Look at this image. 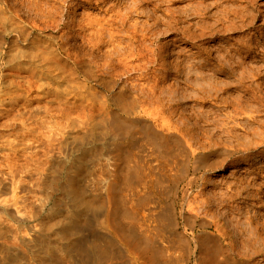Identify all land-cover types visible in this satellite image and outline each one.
<instances>
[{"label": "rangeland", "instance_id": "1", "mask_svg": "<svg viewBox=\"0 0 264 264\" xmlns=\"http://www.w3.org/2000/svg\"><path fill=\"white\" fill-rule=\"evenodd\" d=\"M4 1H5V4H3ZM9 1L10 0L8 1L0 0V17L1 15L6 16L8 15V13H9L8 16L10 17L13 16L14 15L13 12H15L14 8L15 7L19 8L20 6L19 9H22L21 16L23 15V17L25 18L24 11L26 8H24L25 6H23L25 4H22V3L26 0H22V1L16 0L15 7H14V0L10 1V3L12 2L13 4L12 3L10 4ZM29 1L30 0H27L26 6ZM38 1H41L42 3L41 2L40 3L44 6V8L52 10L53 13L57 11L55 13V16L57 14L56 18L58 21L62 19V14L65 13L63 12L64 8L70 10L71 12L70 15L73 17V20L76 23L74 24L73 29L70 31L71 33L70 37L66 39V40H69L66 42V44H68L69 47L73 48L71 52L73 57L75 55V50H76V54H78L79 57H82L81 65H83L85 62L87 63V65L85 63L83 66L81 65L74 66L72 59L71 60L70 58L67 59L66 58L67 56L65 53L62 52L61 54H59V56L61 57V60L66 66L65 69H67L66 70L67 74L70 71H72V74L71 75L69 74V77H67V80L60 83L59 85L58 95L61 97V99H55V98L48 99L46 97H40L39 92L42 88H38L37 86L33 87L31 91L25 90L27 89L26 88L27 86L24 84L25 82L23 81V79L27 76L28 71L19 70L16 68V65H13L11 62L8 63L7 54L10 49L9 42H11L13 37L11 36V34H8L7 28H9L10 25L7 22H5L4 24L3 19L0 18V29H1L0 30V44H1L0 45V61H1L0 62V79H1L0 80V149H1L0 150V197H1L0 198V202H1L0 203V208H1L0 209V222L2 223L4 222L3 224L0 223V226H2L0 227V240H1L0 241V255H2L0 256V264H31V263L32 264H96V261H97V264L99 263L100 264H117V263L118 264H122V263L123 264H145L146 263V261L139 256V251L129 250L127 246L125 245V243L123 242V240H120L121 238L120 236H117L115 238L114 240L115 242L113 244L106 246L105 250H103L102 253L101 251L99 255H97L98 254L97 252L95 253L99 258L95 254L93 255L89 254L87 251H86L87 254L91 256L92 259L88 257L86 252H84L86 255L83 252L82 254H79L80 251L76 250L77 248L76 249L74 248L75 249V250L73 249L74 251H70L69 255H66L68 254L66 253L67 251L65 249L66 240L64 238L62 240L61 238L62 236L59 233L61 223L58 224L57 222L59 221L62 222L63 220H65V218L61 216L66 215L65 211L67 209L68 210L66 213L68 215H69L68 212L74 209L75 202L73 199V195L65 194L61 192L59 188H57L56 186L55 188L50 183L48 184L47 182L46 184L40 183V179H39L40 175L37 173V171L34 168L36 166V163H37L36 160L38 159V156L41 157L40 159L41 160L40 164H41V162H43L44 159H46L48 156L54 157L55 155L56 157L57 155H59L57 157H61V156L66 157L67 154H70L69 156L70 161L67 162V165L70 163V166L68 165L66 169L68 167H69L68 168L69 170L74 169V168L70 169L72 168L71 165L74 163H77L73 161L77 160L81 152L80 151L77 152L72 149L73 143H71V140H72L71 138L72 136H74L75 134L74 132H76V135L81 136L82 134L78 133V132H81L80 131L81 129H82V133H84L83 131L88 130V126L87 127L83 126V124L87 122V119L86 117H84V115L88 113L87 110L90 109L89 107H91V104L95 106L93 107V110L96 115V118L94 115L93 117L94 119L92 121H94V123L96 121L99 123L100 126L98 127L97 131L99 134L98 136H100L102 139L98 140L97 144L96 142L94 144H91V143L88 144L89 150H86L87 152L86 154L89 155V157L86 156L84 160L83 159H81L82 161L80 160L81 164H79V168H82V172H83V177H82L83 186L82 187L84 190L87 189L89 191L88 192L87 190H85V192L87 191L88 193L86 192L87 195H85L84 197L88 196L85 199H90L92 195L95 196V193H96V195L98 194L99 196L104 197L105 203L108 208L110 207V205L113 206L114 204H117V206H119L121 209L120 211L122 212L125 209H128V211H130L131 209L135 214L133 218H129V217L125 218L124 215L120 213V217H118V219L120 218L119 223L120 224L121 223L130 224L131 222L132 224L133 222L134 224L136 223L135 228L133 227V230L137 231L139 235L141 233V235H143L144 238H146L147 236H150L151 238H153V240L152 239L150 240L153 241L154 245L156 244L158 245L156 241L159 239V243L163 244V246H166V247L159 246L161 249L164 248L162 249V254H161L162 256L160 260L162 262V263L160 262L161 264H169V263L175 264V262H173L172 258L170 257V254L174 252L175 248L176 250L178 249L179 246L177 247V245L179 244H178L177 239H175L176 237L170 236L169 234L167 235L165 234L164 235L165 238L160 237L162 233L158 226V222L153 223L151 220L153 217L155 218L154 215H157L159 212H161L163 208L170 207L172 206V204H173L172 207H174L175 213L177 215V223H178L177 229H179V231H186L185 228H187L191 239L195 238L197 240V242L193 240L190 245L191 252L189 255V259L185 258L186 260L184 259L178 262V264H199L198 259H199L200 254H199L198 246L202 245L201 237H203L204 232L207 230L200 227V221H196L193 224L194 225L193 228H190L188 227V225H186V221L184 219V214L186 213V206H185L186 204L183 205L185 203L184 201L186 198L189 199V201L196 202L195 208L196 210H198L197 212L200 213L202 217L204 215L203 214L204 212L203 208L205 207L204 204L206 205L205 200L209 198L210 204L213 205L212 207V210L214 209L213 211H220L224 213L225 211H228L229 207L230 208L241 207L242 208L241 211L246 212L247 216L248 215L255 216V217L259 216L260 220L261 219L264 220V191H263V188H264V178H263L264 158L261 159L260 161L246 160V159L239 160L245 154L243 152L230 156L229 159L231 158L233 159L228 160V161H227V158L224 159L225 155H223L222 158L221 156L220 157L212 156V158L211 156H209V159L206 160L205 164L208 165V164L213 163L214 165L211 164V166L203 165L201 167H198V165L195 164L196 158L191 156V158H189V166L186 169L185 163L187 162L186 159H188V157L184 155L183 152H181V149H182L181 147H179L180 149L174 148L175 150H173V153L171 154V156H169L170 158L168 157L167 161H165L166 159L162 156L160 150H158L156 145L151 143V140L149 141L147 140L148 138H143V136H140V134L138 133L137 137L140 139V141L141 140L142 141L140 142L138 140V143L136 145H133L132 150H130L131 148H129L125 152V153L127 152L128 153L126 155L125 154L122 155L124 156L125 158L124 159L122 156L119 157L118 155L117 157L116 155V153L118 154L116 142L117 140L118 141L120 140L119 138L120 135L118 132L116 134L114 126H112V120L114 116L112 112L115 111L116 113H119L123 118H126V117L130 119L143 118L149 121L155 130H158L164 134L176 133L182 136L183 134L182 127H189L191 129H195V134L199 133L200 136L203 135V133L204 135L205 134L208 135L210 132H212L213 134H215L216 139H219V141H221L222 143H225L229 146H234V148L236 147L239 148L238 146H240V148L242 149L247 148L246 152L248 153H246V156H249V157L257 154L258 150L259 151L264 150V140H263L264 136H262L264 135V72H263L264 71V54L262 53V49L264 51V28H262L264 26V0H106V2L102 4L98 3L99 0H38ZM133 1H135L136 3ZM29 3L32 4V0ZM113 4L116 5L118 9L120 8L121 12L123 13L122 16L123 17L125 16V21H124L125 23L122 25V23H120L121 22L120 20H117L115 22L116 24L114 23L117 36L115 37V40L113 42H115V44H117V47L119 48H117L118 49L116 51L117 53L115 52L116 54H115L113 63H111V65L106 68H99L100 66H98L96 62H101L102 60L106 58V57L104 58L103 56L104 55L106 56L105 52L109 44L107 45L104 44L105 46H103L100 50L99 49L95 50V49H92L91 47L90 48L92 50L89 49L88 47L89 45L88 44L85 45L86 43L83 41L82 36L87 34L89 32L88 30L93 29V27H86L85 28V30L87 31L86 33L84 30L80 31L78 28L81 27L82 25L87 24L90 20L92 21L96 19L107 20V18L110 17L108 15L111 14L109 13V11H107V7ZM124 7L128 9V11L124 9ZM130 7H131V10H130ZM9 8L12 14L10 13V11H8ZM132 10H134V12ZM88 14L90 15V17ZM27 15L28 13H26V16ZM103 20H100V21H102V23H105ZM208 22L209 24H207ZM119 23L121 26L119 25ZM229 24L231 25L233 24L232 26L235 28H231L232 26ZM150 25H153V26H150ZM135 26L138 27V28L136 27L138 31L141 30L139 31L141 33L138 32L141 38L140 37L136 38L138 34H136L135 37L133 36V34L130 35L131 32L129 31H132L133 33L132 28H134ZM214 26L215 27L217 26V27L215 28ZM227 28H231V29H227ZM67 30L69 29L66 28L64 32H68ZM221 30L223 31L221 32ZM62 32L63 31H60L59 33H57V31L54 28H51V30L48 31L47 35L42 34L43 36H47V38H43L42 40L50 41V39H52L53 36L59 35ZM207 32L211 34L209 35ZM82 33H85V34L83 35ZM195 33L196 34L199 33L201 35H196ZM1 35H2V40H1ZM35 35L39 36L40 34L36 33ZM43 36L40 35L39 38H42ZM147 36L148 38H146ZM105 38L107 39V41L109 40L108 35H105ZM144 39L147 42L145 41L143 42ZM139 41L140 42L142 41V42L140 43ZM4 43L6 44V46L4 45ZM128 43H130L131 45L133 44L132 45L133 47H130V44L128 45ZM144 45H148L146 47L151 50L147 49ZM161 45L162 46L164 45V46L162 47ZM141 46H142V50H144L145 48L147 49V50L145 49L144 51L141 50V52H143L144 53L143 55L145 56L134 55L133 53L141 49ZM54 47L56 46L54 45ZM225 47L227 48V50ZM126 49L128 51H126ZM134 49L136 51H134ZM3 51L5 52L3 53ZM97 53L98 55H96ZM119 53H120V56H118ZM207 53H209L210 56L212 55L211 57L212 58L214 57L213 59H215V57L216 59L208 61L206 59ZM1 54H3V60H2ZM122 54H125V56H127L128 59L124 60V63L121 64L119 62V59ZM219 54L220 56L223 57V59L222 57L218 58ZM153 55L154 57H152ZM125 56L123 55L122 57H125ZM149 57L150 58L152 57V59H150ZM141 58L142 59L144 58V61L141 60ZM93 59L97 61H94ZM139 59L142 62H139ZM147 59H149V61ZM218 59H222L223 62H227L225 66H227L228 64L230 65L232 64L231 65L232 68L236 69V71L238 70L235 73V75L231 77L226 76L227 74H226V71L224 70H227L228 72L229 70L228 68H231V67L230 65H228V67H225L224 70L220 69V67L217 65L219 63ZM67 60L68 62H64ZM132 60L134 63L137 62V65L136 64L134 65ZM145 60H147L148 62ZM92 61H93V64H91ZM209 62L214 63V65L218 67L212 68V66H209V64H207ZM72 65H73V68H71ZM76 68L78 69V71ZM110 68L112 69L109 70ZM119 69H121V71ZM242 71L244 72V75L246 74L245 77L242 76L243 75ZM74 72H76V74ZM238 72H239V75H238ZM92 73H93V76H92ZM19 74H21L22 76ZM70 81L72 84H70ZM73 84L75 85L76 87L75 89H77L79 93H83L86 90L91 91L92 89H96L97 92L98 91L99 92L96 94L94 98H92V101L90 99L89 101H85L88 104L85 103L84 101H81L83 100V98L80 96L81 100L79 104L82 105V107L78 104V109L82 111L83 110L82 108L86 106V108L83 110L84 115L82 114L83 112H80L79 110L76 111V109H73L71 112L72 114L71 116L76 121L75 123L76 125L70 127L64 124L65 119L59 114V109L62 107H65L62 101L64 100L66 93H68L67 91L69 89L70 90L72 89L71 85L74 86ZM138 84H140V86ZM211 88L212 89L214 88L216 92L214 89L212 90ZM26 93H29V94H26ZM204 96H206L207 98H205ZM34 105H35V108L33 107ZM17 106L18 107L21 106V107L18 108ZM45 106H47L50 109V111L52 110V112L53 111L54 112L53 113L50 112L47 114L43 110L45 109L43 108ZM101 106H104V107H101ZM33 111H35V113ZM76 112L78 113L76 114ZM36 113L37 115H35ZM50 114H52L53 116ZM55 115L58 116L57 118L59 121L56 119V117H54ZM218 116L219 117L221 116V117L219 118ZM80 117H83V118H80ZM78 118L80 119L81 122L79 121ZM56 120L59 123L56 122ZM82 120H85V121H82ZM101 120L103 121L105 120V122L103 123ZM49 122H51L50 124L52 123L54 124L50 125ZM81 125L83 126V128L80 127ZM51 126L53 129L51 128ZM60 126H63V127H60ZM42 127L44 129H42ZM54 127L58 129H54ZM198 127L199 129L200 127L202 129L199 130ZM62 128L64 131L62 130ZM221 128H225V129H221ZM222 130H224V132ZM44 134L46 135L45 137H44ZM117 135H119V137H117ZM4 136H5V139H4ZM229 137L231 138V140L229 139L228 141ZM64 140L68 143H66ZM257 141H259L260 144H257ZM240 142L242 144H240ZM244 143H246V145H244ZM63 144H65L66 146ZM247 145H249V147H245ZM37 152H38V155L36 156L37 157L36 159L34 157V154L36 155ZM10 154H13V155L10 156ZM45 154H47V156H45ZM24 157L27 160L23 159ZM13 158L16 159V161L14 160L12 164L11 161H13ZM34 158H35L36 163L33 161ZM119 158L121 160H119ZM141 158L142 160H140ZM234 158L235 159L237 158V161L232 163V160H234ZM17 159L19 161H17ZM21 162L24 163L23 168H22L23 164ZM26 162H28L29 164H27ZM115 162L117 163L115 164ZM162 162L164 164H162ZM129 163L131 165H129ZM133 163L135 165H133ZM10 165L11 167L12 166L13 167L10 168L9 167ZM257 167H261L262 172L259 173V170H256ZM25 168H28V169H25ZM69 170L68 172H63L62 175L59 176L60 182L62 181L61 184H64V183L67 184V179L69 175L68 173L70 172ZM12 171H13V174H12ZM114 172L116 173V175ZM114 175L116 179L118 180L117 185L115 186L114 190H109V182L111 179H113ZM129 175H132L131 183H128L127 180H125L126 176H129ZM4 183H7V184L3 185ZM49 184L50 186H52V188L48 186ZM248 184L254 189V191L251 192L252 195L249 199L244 198V196L247 195V193L244 192L242 198L239 197L236 199V201L229 202L227 206H221L220 204L218 206L219 202H218V199H216L217 197L231 193V189L235 190L237 186H239V188H242L243 186L248 187L249 186ZM130 187H132V189ZM141 189L143 190L141 191ZM9 191H12V192H9ZM41 193L42 194L44 193V194L42 195ZM64 195L67 198L64 197ZM108 195L110 196L109 199H108L109 197ZM2 199L4 202L2 201ZM55 202L56 204H54ZM62 209L63 210L66 209V210L63 211ZM59 211L60 213L61 212L62 213L59 214ZM88 213L87 215H84L85 216L84 220L81 219L82 221L81 226L83 227L81 229L80 236L87 237L86 235H88L86 239L89 240V247L91 248V250H93V247H95V244L97 243V240L95 237L96 233L99 236L102 235L101 243L103 242L102 244H104V241H103L104 236H108V237L110 236L111 238L113 236V232H111L113 228L112 227L113 224L111 221H109L110 223L108 222V219L105 218V215H101V216L95 215L91 211ZM13 214L15 217L13 216ZM91 214L94 216H92ZM148 218L153 225L151 229L153 234L151 233V231L147 230L146 225L143 223V221L147 220ZM89 219L90 220L92 219V221H90ZM88 220H89V224H88ZM244 220H246V218L240 219V223L243 222ZM49 221L50 222L54 221L53 223L51 222L52 224H54V226L51 224V228L49 226L50 225ZM234 222H236V219H234ZM47 224H48V227H47ZM45 228L49 229V231L46 230ZM43 231L45 233H47L48 231L47 234L51 233L52 235L50 234L46 236V234ZM50 231H53V232H50ZM41 232L43 233L44 236L42 235ZM40 235L42 238L40 237ZM49 236L52 238L47 240ZM43 237L47 240V242L43 240L44 239ZM60 238H61V241H60ZM94 241L96 242L93 243ZM43 243H45V245ZM50 244L52 245V247H54V249H52ZM93 244L94 246H92ZM46 245L48 246L50 245L49 246L50 249ZM171 245L173 246L171 247ZM57 246H58V249H56ZM60 246L63 247L62 250L64 251V253H62L63 251L60 249L61 248ZM45 248H47L48 251H45L46 250ZM47 252H50V253H47ZM57 252H58V255H57L58 257H56ZM134 252L136 253L134 254ZM45 253L48 256H45L46 255ZM107 253H108V256H107ZM64 254L66 257L63 256ZM100 257H104V258L101 259ZM258 259H261V257ZM41 261L43 262L45 261V262L42 263ZM102 261H104V263ZM261 263L263 264L264 261H261Z\"/></svg>", "mask_w": 264, "mask_h": 264}, {"label": "bare ground", "instance_id": "2", "mask_svg": "<svg viewBox=\"0 0 264 264\" xmlns=\"http://www.w3.org/2000/svg\"><path fill=\"white\" fill-rule=\"evenodd\" d=\"M8 1V0H7ZM11 1V0H10ZM9 1V3H10ZM13 1V0H12ZM15 1L14 0V7H15ZM22 1V0H20ZM31 1V0H30ZM29 1V2H30ZM25 2V3H24ZM22 4H25L23 6H25L24 8L25 9V18L23 17V15L21 16V11L22 9H19L17 7H15V12L13 16H2L1 15V19H3L4 21V24L5 22H7L10 26L9 28H7L8 30V34H11V36L13 37V39L11 40V42H9L10 44V49H9V52H8V63H12L13 65H16V68L19 69V70H26L28 71V74L27 76L23 79V81L25 82L24 84L27 86L25 90H30L33 88V87H38V88H42L39 92V95L40 97H46L48 99H61V97L58 95L59 94V85L60 83L64 82L67 80V77H69V74L71 75L72 74V71H70L68 74H67V69L65 64L63 63V61L61 60V57L59 56V54H61L62 52L66 54V58L70 60L72 59V62L74 64V66H78V65H81L82 63V60L81 58L82 57H79L78 54H76V50H75V55L73 57L72 55V49L71 47H69L68 44H66L67 41L69 40H66L70 37V31L73 29L74 27V24L76 23L74 20H73V17L70 15V10L69 9H65L64 8V11L65 13L62 14V19L60 21L57 20L56 16H55V13L52 12V10L50 9H46L44 8V6L41 4L42 2L41 1H38V0H32V4H30L28 2L27 6H26V3H27V0L24 1ZM41 2V3H40ZM46 2V1H44ZM106 0H99L98 3L102 4V3H105ZM135 2V1H133ZM132 2V3H133ZM12 3V2H11ZM10 3V4H11ZM18 3V2H16ZM51 3V2H50ZM112 3V2H110ZM136 3V2H135ZM134 3V5H135ZM5 4V1L4 3ZM13 4V3H12ZM30 4V5H29ZM76 4V3H75ZM9 5V4H8ZM45 5V3H44ZM47 5V4H46ZM106 5V4H105ZM132 5V4H131ZM51 6V5H50ZM69 6V4H68ZM95 6V5H94ZM3 7V6H2ZM7 7V6H6ZM49 7V6H48ZM105 7V6H104ZM133 7V6H132ZM2 9V8H1ZM13 9V11H14ZM28 9V11H27ZM55 9V8H54ZM102 9V8H101ZM124 9H126L124 7ZM4 10V9H3ZM6 10V9H5ZM128 11V9H126ZM130 10H131V7H130ZM129 10V11H130ZM235 10V9H234ZM7 11V10H6ZM10 11V8L9 10ZM107 11H109V13H111L109 18H107V20H103V19H100V20H103L105 23H102V21L96 19V20H93L95 22H93L92 20H90L87 24L85 25H82L81 23V27H79L78 29L80 31H85V33L87 32L85 30L86 27H93V29L91 30H88L89 32L87 34L85 33H82L84 36H82V39L83 41L86 43L85 45H89V49H101L103 46H105L104 44H109V46H107L106 48V56L102 55L105 59L102 60L101 62H96V64L98 66H100L99 68H106L108 66L111 65V63H113L114 61V58H115V54L117 53L116 51L118 50L117 48V44H115V42H113L115 40V37L117 36V32L115 30V27H114V23L117 21V20H120L122 23V25L125 23V16L123 17V13L121 12L120 8L118 9V7L116 5H110L107 7ZM134 12V10H132ZM226 12V11H225ZM10 13L12 14V12L10 11ZM26 13H28V15L26 16ZM108 13V14H109ZM125 13V12H124ZM129 13V12H128ZM4 14V13H3ZM127 14V13H126ZM130 14V13H129ZM229 14V12H228ZM241 14V13H240ZM249 14V13H248ZM89 15V14H88ZM102 15V14H101ZM128 15V14H127ZM244 15V14H243ZM100 16V15H99ZM107 16V15H105ZM90 17V15H89ZM101 17V16H100ZM239 17V16H238ZM251 17V16H250ZM104 18V17H103ZM59 19V18H58ZM127 19V17H126ZM222 19V18H220ZM82 20V19H81ZM89 20V19H88ZM246 20V19H245ZM127 21V20H126ZM134 21V19H133ZM223 21V20H222ZM237 22V21H236ZM3 23V22H2ZM1 23V24H2ZM119 23V25H120ZM158 23V22H157ZM215 23V21H214ZM239 23V22H238ZM246 23V22H245ZM249 23V22H248ZM247 23V24H248ZM95 24V25H94ZM116 24V23H115ZM145 24V23H143ZM147 24V23H146ZM209 24V22L207 23ZM211 24V23H210ZM236 24V23H235ZM242 24V23H241ZM126 25V24H125ZM216 25V23H215ZM224 25V24H223ZM231 25V24H229ZM233 25V24H232ZM231 25V26H232ZM238 25V24H237ZM95 26V28H94ZM121 26V25H120ZM150 26H153V25H150ZM155 26V25H154ZM236 26V25H235ZM242 26V25H241ZM3 27V26H1ZM137 26H135L133 29V33L132 31H129L131 32V34H133V36L135 37L136 34H138L139 31L141 30H137L136 28ZM215 27V26H214ZM217 27V26H216ZM215 27V28H216ZM222 27V26H221ZM220 27V28H221ZM227 27V26H226ZM225 27V28H226ZM239 27V26H238ZM245 27V26H244ZM51 28H54L57 33H59L60 31H63L61 34L59 35H56V36H53L52 39H50V41H46V40H42L43 38H47V36H43V35H47L48 31L51 30ZM67 30L68 32H64V30ZM144 28V27H143ZM157 28V27H156ZM231 28H235V27H231ZM231 28H227V29H231ZM264 28V26L262 27ZM130 29V28H129ZM224 29V28H223ZM1 30V29H0ZM158 30V29H157ZM208 30V29H207ZM214 30V29H213ZM216 30V29H215ZM225 30V29H224ZM144 31V30H143ZM220 31V30H219ZM217 31V32H219ZM223 30H221L222 32ZM6 32V31H5ZM45 32V33H44ZM145 32V31H144ZM158 32V31H157ZM202 32V31H201ZM204 32V30H203ZM216 32V31H215ZM220 32V33H221ZM40 34L41 36H43L42 38H39V36H36L35 34ZM79 33V32H78ZM126 33V32H125ZM128 33V32H127ZM141 33V32H139ZM146 33V32H145ZM208 33V32H207ZM43 34V35H42ZM144 34V33H143ZM148 34V33H147ZM196 34V33H195ZM209 35L211 33H208ZM213 34V33H212ZM105 35H108L109 36V40L107 41V39L105 38ZM142 35V34H140ZM196 35H201V34H196ZM120 36V35H119ZM123 36V35H122ZM129 36V35H128ZM190 36V35H189ZM194 36V35H193ZM204 36V35H202ZM207 36V35H206ZM107 37V36H106ZM127 37V35H126ZM125 37V38H126ZM139 38V34L138 36H136V38ZM200 37V36H199ZM10 38V37H9ZM121 38V37H120ZM141 38V37H140ZM148 38V36L146 37ZM194 38V37H193ZM11 39V38H10ZM118 39V38H117ZM203 39V38H202ZM1 40H2V35H1ZM4 40V39H3ZM119 40V39H118ZM117 40V41H118ZM141 40V39H139ZM149 40V39H148ZM145 41V39L143 40V42ZM256 41V40H255ZM71 42V41H70ZM136 42V41H135ZM140 42V41H139ZM142 42V41H141ZM140 42V43H141ZM147 42V41H145ZM7 43V41H6ZM75 44V43H74ZM130 43H128L129 45ZM1 45V44H0ZM4 45L6 46V44L4 43ZM54 45L56 47H54ZM122 45V44H120ZM133 45V44H132ZM131 44H130V47H133ZM200 45V44H199ZM4 46V47H5ZM8 46V45H7ZM135 46V45H134ZM145 47L148 46V45H144ZM162 46V45H161ZM164 46V45H163ZM162 46V47H163ZM91 47V48H90ZM143 47V48H145ZM219 47V46H218ZM2 48V47H1ZM121 48V47H120ZM124 48V47H123ZM127 48V47H126ZM135 48V47H134ZM147 48V47H146ZM145 48V49H146ZM226 48V47H225ZM6 49V48H5ZM78 49V48H77ZM80 49V48H79ZM91 49V50H92ZM144 49V50H145ZM149 49V48H147ZM146 49V50H147ZM209 49V48H208ZM220 49V48H219ZM222 49V48H221ZM253 49V48H252ZM84 50V49H83ZM133 50V48H132ZM142 50V46H141V49H139L137 52L133 53L134 55L136 56H145L143 55L144 53L141 52ZM142 50V51H144ZM151 50V49H149ZM161 50V49H160ZM227 50V48H226ZM121 51V50H120ZM119 51V52H120ZM126 51H128L126 49ZM134 51H136L134 49ZM230 51V50H229ZM233 51V50H232ZM5 51H3L4 53ZM74 52V51H73ZM81 52V51H80ZM102 52V51H101ZM116 52V53H115ZM131 52V51H130ZM213 52V51H212ZM223 52V51H222ZM83 53V51H82ZM103 53V52H102ZM101 53V54H102ZM126 53V52H125ZM161 53V52H159ZM251 53V52H250ZM262 53L264 54V51L262 49ZM6 54V53H5ZM74 54V53H73ZM100 54V53H99ZM192 54V53H191ZM190 54V55H191ZM200 54V53H199ZM2 55V60H3V54ZM98 55V53L96 54ZM125 56V54H122L120 59H119V62L122 64L124 63V60L128 59L127 56L125 57H122V56ZM148 55V54H146ZM207 56V60L208 61H211V60H215L213 59L209 53L206 54ZM88 56V54H87ZM117 56V55H116ZM120 56V53L119 55ZM133 56V55H132ZM131 56V57H132ZM234 56V55H233ZM250 56V55H249ZM84 57V56H83ZM147 57V56H146ZM154 57V55L152 56ZM152 57L150 59H152ZM219 57H222L218 56ZM244 57V56H243ZM5 58V57H4ZM102 58V57H101ZM145 58V57H144ZM144 58L141 60L144 61ZM203 58V57H202ZM226 58V57H225ZM91 59V58H90ZM131 59V58H130ZM154 59V58H153ZM158 59V58H157ZM187 59V58H186ZM223 59V57H222ZM222 59H218L219 63L217 64L220 69L224 70L225 67H228V64L227 66L226 63L227 62H223ZM228 59V58H227ZM226 59V60H227ZM235 59V58H234ZM237 59V58H236ZM85 60V58H84ZM94 60V59H93ZM149 61V59H147ZM145 60V61H147ZM229 60V59H228ZM94 61H97V60H94ZM118 61V60H117ZM131 61V60H130ZM135 61V60H134ZM147 61V62H148ZM152 61V60H150ZM202 61V60H201ZM230 61V60H229ZM1 62V61H0ZM4 62V61H3ZM64 62H68L67 61H64ZM85 62V61H84ZM127 62V61H126ZM125 62V64H126ZM133 62V60H132ZM131 62V63H132ZM139 62H142L140 61L139 59ZM207 62V61H206ZM237 62V61H236ZM6 63V64H8ZM86 63V62H85ZM84 63V64H85ZM129 63V62H128ZM134 63V62H133ZM132 63V64H133ZM231 63V62H230ZM238 63V62H237ZM68 64V63H67ZM83 64V65H84ZM93 64V61L92 63ZM124 64V65H125ZM130 64V63H129ZM137 65V62L134 63V65ZM140 64V63H139ZM138 64V65H139ZM145 64V63H143ZM148 64V63H147ZM157 64V63H156ZM205 64V63H204ZM209 64V66H212V68H215V67H218V66H215L214 63H207ZM247 64V63H246ZM81 65V66H83ZM87 65V63H86ZM232 65V64H231ZM230 65L231 68H228V72L227 70H224L226 71V76L228 77H231L233 75H235V73L238 71H236V69H233L232 66ZM251 65V64H250ZM89 66V65H88ZM87 66V67H88ZM140 66V65H139ZM142 66V65H141ZM198 66V65H197ZM234 66V65H233ZM252 66V65H251ZM261 66V65H259ZM3 67V66H2ZM15 67V66H14ZM90 67V66H89ZM126 67V66H125ZM128 67V66H127ZM204 67V66H203ZM237 67V66H236ZM263 67V66H262ZM73 68V65L72 67ZM83 68V67H82ZM80 68V69H82ZM92 68V67H91ZM113 68V67H112ZM112 68H110L109 70H111ZM145 68V67H144ZM209 68V67H208ZM253 68V67H252ZM260 68V67H258ZM257 68V69H258ZM77 69V68H76ZM86 69V68H85ZM84 69V70H85ZM89 69V68H88ZM201 69V68H200ZM207 69V68H206ZM9 70V69H8ZM87 70V69H86ZM102 70V69H101ZM121 71V69H119ZM242 70V69H241ZM2 71V70H1ZM18 71V70H17ZM78 71V69H77ZM90 71V70H88ZM87 71V72H88ZM141 71V70H140ZM262 71V70H261ZM259 71V72H261ZM83 72V70H82ZM264 72V71H263ZM3 73V72H2ZM19 73V72H17ZM21 73V72H20ZM76 74V72H74ZM80 73V71H79ZM86 73V72H85ZM94 73V72H93ZM93 73H92V76H93ZM127 73V72H126ZM206 73V72H204ZM203 73V74H204ZM212 73V72H211ZM243 75H244V72L242 71ZM255 73V72H254ZM257 73V72H256ZM11 74V73H10ZM22 74V73H21ZM19 74V75H21ZM24 75V74H23ZM74 75V74H73ZM78 75V74H77ZM76 75V76H77ZM208 75V74H207ZM206 75V76H207ZM238 75H239V72H238ZM257 75V74H256ZM22 76V75H21ZM25 76V75H24ZM75 76V75H74ZM95 76V75H94ZM122 76V74H121ZM140 76V75H139ZM241 76V75H240ZM263 76V75H262ZM7 77V76H6ZM90 77V76H89ZM155 77V76H154ZM238 77V76H237ZM243 77V78H244ZM5 78V76H4ZM13 78V77H12ZM92 78V77H91ZM253 78V77H252ZM262 78V77H261ZM10 79V78H9ZM22 79V78H21ZM206 79V78H205ZM242 79V77H241ZM263 79V78H262ZM1 80V79H0ZM208 80V79H207ZM222 80V79H221ZM220 80V81H221ZM13 81V80H12ZM16 81V80H15ZM88 81V80H87ZM96 81V80H95ZM153 81V80H151ZM150 81V82H151ZM211 81V80H210ZM213 81V80H212ZM218 81V82H220ZM19 82V81H18ZM68 82V81H67ZM66 82V83H67ZM77 82V81H76ZM97 82V81H96ZM209 82V81H208ZM217 82V80H216ZM99 83V82H98ZM147 83V82H146ZM212 83V82H211ZM68 84V83H67ZM70 84L71 81H70ZM80 84V82H79ZM102 84V83H101ZM104 84V83H103ZM141 84V83H140ZM140 84H138L140 86ZM149 84V83H148ZM154 84V83H153ZM20 85V84H19ZM22 85V84H21ZM74 85V84H73ZM136 85V84H135ZM142 85V84H141ZM147 85V84H146ZM238 85V84H237ZM81 86V85H80ZM239 86V85H238ZM12 87V85H11ZM21 87V86H20ZM25 87V86H23ZM78 87V86H77ZM95 87V86H94ZM205 87V86H204ZM207 87V86H206ZM71 90L67 91L68 93H66L65 97H64V100L62 101V103L65 105V107H62L59 109V114L65 119V123L66 125L68 126H75L76 124V121L72 118V110L73 109H78V104L80 102V96L83 98V100L81 101H89V99L92 101V98H94L96 96V94L99 92H97L96 89H92L91 91L89 90H86L85 92L83 93H79L77 89H75V85L72 86L71 85ZM210 88V87H209ZM21 89V88H20ZM63 89V88H62ZM61 89V90H62ZM88 89V88H87ZM212 89V88H211ZM214 89V88H213ZM212 89V90H213ZM217 89V87H216ZM253 89V88H252ZM64 90V89H63ZM66 90V88H65ZM143 90V89H142ZM211 90V91H212ZM215 90V89H214ZM250 90V89H249ZM29 91V92H30ZM145 91V90H144ZM148 91V90H147ZM209 91V90H208ZM221 91V90H219ZM7 92V91H6ZM5 92V93H6ZM216 92V90H215ZM4 93V94H5ZM35 93V92H34ZM102 93V92H101ZM212 93V92H211ZM7 94V93H6ZM9 94V93H8ZM26 94H29V93H26ZM146 94V93H145ZM206 94V92H205ZM250 94V93H249ZM99 95V94H98ZM134 95V94H133ZM8 96V95H7ZM11 96V95H10ZM101 96V95H100ZM103 96V95H102ZM209 96V95H208ZM211 96V95H210ZM214 96V95H213ZM104 97V96H103ZM205 98H207L206 96H204ZM212 97V96H211ZM20 98V97H19ZM28 98V97H27ZM122 98V97H121ZM15 99V98H14ZM4 100V99H3ZM29 100V99H28ZM128 100V99H127ZM126 100V101H127ZM135 100V99H134ZM6 101V100H5ZM16 101V100H15ZM61 101V100H60ZM23 102V101H22ZM96 102V101H95ZM115 102V101H114ZM130 102V101H129ZM223 102V101H222ZM33 103V102H32ZM83 103V102H82ZM87 103V102H85ZM147 103V102H146ZM149 103V102H148ZM155 103V102H154ZM158 103V102H157ZM88 104V103H87ZM98 104V103H97ZM153 104V102H152ZM18 105V104H17ZM42 105V104H41ZM80 105V104H79ZM90 105V103H89ZM95 105V104H94ZM101 105V104H100ZM143 105V104H142ZM82 107V105H80ZM79 106V107H80ZM130 106V105H129ZM156 106V105H155ZM223 106V105H222ZM18 107V106H17ZM21 107V106H20ZM18 107V108H20ZM35 108V105L33 106ZM32 107V108H33ZM93 104H91V107H89L90 109H88V113L84 115V112L83 110L86 108V106L84 108H82L83 110H79L80 112H83L82 114L84 115V117H86L87 119V122H85V124H83V126H88V130L86 131H83L84 133H82V129L83 126L81 125L80 127V131L81 132H78V133H81L79 135H76V132H74V136H72V140H71V143H73V150L75 151H80L81 154H79L80 156L77 158V160H74L73 162H77V163H74L71 165L72 168L70 169H73V170H69L68 168L66 169V167L69 165L70 166V163L67 165V162L70 161V154H67L66 157L64 156H61V157H57L59 155H57L55 157L53 156H48L46 159H44L43 162H41L40 164V159L41 157L38 156V159H37V155H38V152L37 154L35 155L34 154V157L37 159V163L35 161V158H34V162L36 163V166L34 167L35 170L37 171V173L40 175L39 176V179H40V183H44L47 184L50 183L51 185H53L54 187L56 186L57 188H59V190H61V192L65 193V194H72L73 195V199H74V209L71 210L69 213V215L66 213L67 210L65 211V216H61V217H64L65 220H63L62 222H57L58 224H60V230H59V233L61 234V238L63 240V238L66 240V245H65V249H66V255H69L70 251H74L76 248V250H79V254H82V252H88L89 254L93 255L95 254L96 252L98 253L97 255L100 254V251L102 253L103 250H105V247L108 246V245H111L113 244L115 241V238L117 236H120V240H123V242L125 243V245L127 246V248L129 250H137L139 251V256L141 258H143L146 263L145 264H161L162 262L160 261L161 260V254H162V249L164 248H160L161 246H163V244L159 243V239L156 241L158 243V245H154L153 244V241H151L150 239L153 240V238H151L150 236H147L146 238H144L143 235H140L137 233V231L133 230V227L135 228V225L136 223L132 224V222L130 224H126V223H119V219L118 217H120V213L124 215V217H129V218H133V216L135 215L134 212L130 209V211H128V209H125L122 211H120V207L117 206V204H114L113 206L110 205V207L108 208L106 203H105V200H104V197L102 196H99L98 194L96 195L95 193V196L92 195V197L90 199H85L87 197H84L85 195H87V193L89 192L87 189L86 192L85 190L83 189V185H82V177H83V172H82V168H79V164L80 163V160L81 159H85L86 156L89 157V155H87L86 153V150H89V146L88 144H94L96 142V144L98 143V140H101L102 138L100 136H98V127L100 126L99 123L96 121L94 123V121H92L94 118V110H93ZM101 107H104V106H101ZM28 108V107H27ZM31 108V110H32ZM33 108V109H34ZM45 109H43L47 114L48 113H53L52 110L50 111V109L45 106L43 107ZM147 108V107H146ZM40 109V108H39ZM95 109V108H94ZM16 110V109H15ZM18 110V109H17ZM21 110V109H20ZM35 110V109H34ZM37 110V108H36ZM42 110V109H41ZM144 110V109H143ZM216 110V109H215ZM249 110V109H248ZM9 111V110H8ZM23 111V110H22ZM113 111V110H112ZM121 111V110H120ZM154 111V110H152ZM31 112V111H30ZM35 113V111H33ZM79 112V114H80ZM103 112V111H101ZM107 112V111H106ZM105 112V113H106ZM226 112V111H225ZM230 112V111H229ZM78 112H76L77 114ZM94 113V114H93ZM114 114L113 116V120H112V126H114V129L116 131V134L117 132L119 133V135H117V137L120 138V140L116 142V147H117V152L118 154L116 153L117 157L119 155L122 156V155H126L127 153H125L129 148H131L130 150H132V147L133 145H136L138 143V140L140 141V139L137 137L138 133L140 134V136H143V138H148L147 140H151V143L155 144L156 147L158 148V150H160L162 156L166 159H164L165 161H167V158L169 156H171V154L173 153V150H175L174 148H179L181 147V152L184 153V155H186L188 157L187 162L185 163V168L187 169L188 166H189V158H191V156L195 157L196 158V163L198 165V167H201L203 165L205 166H211V164H208L206 165V160L209 159V156H215V157H220L222 158L223 155H225L224 159L227 158V161L228 160H231L229 159L230 156H233L237 153H245L239 160H257V161H260L261 159L264 158V150H258L257 154H255L254 156H246V152L247 151V148H240V146H238L239 148H234V146H229L225 143H222L221 141H219V139H216L215 137V134H213L212 132H210L208 135H201L199 133H196L195 134V129H191L189 127H182V136L179 135V134H176V133H169V134H164L158 130H155L152 126V124L143 119V118H137V119H130V118H123L119 113H116L115 111L112 112ZM129 113V112H128ZM147 113V112H146ZM213 113V112H212ZM237 113V112H236ZM45 114V113H44ZM75 114V113H74ZM130 114V113H129ZM207 114V113H206ZM215 114V113H214ZM37 115V113L35 114ZM52 115V114H50ZM58 115V114H57ZM82 115V116H83ZM104 115V114H103ZM154 115V114H153ZM2 116V114H1ZM9 116V115H8ZM47 116V115H46ZM53 116V115H52ZM81 116V115H80ZM164 116V115H163ZM201 116V115H200ZM203 116V115H202ZM208 116V115H207ZM213 116V115H212ZM243 116V115H242ZM19 117V116H18ZM35 117V116H33ZM56 117V119L58 120V116H54ZM60 117V116H59ZM78 117V116H77ZM219 117V116H218ZM221 117V116H220ZM219 117V118H220ZM236 117V116H235ZM48 118V117H47ZM80 118H83V117H80ZM95 118H96V115H95ZM111 118V117H110ZM108 118V119H110ZM164 118V117H163ZM42 119V118H41ZM55 119V118H54ZM79 119V118H78ZM104 119V118H103ZM107 119V120H108ZM112 119V118H111ZM187 119V118H186ZM206 119V118H204ZM251 119V118H250ZM34 120V119H33ZM56 120V122H58ZM106 120V121H107ZM164 120V119H163ZM219 120V119H218ZM229 120V119H228ZM42 121V120H41ZM51 121V119H50ZM80 121V119H79ZM82 121H85V120H82ZM92 121V123H91ZM103 123L105 122V120H101ZM159 121V120H158ZM167 121V119H166ZM211 121V120H210ZM216 121V120H215ZM220 121V120H219ZM36 122V121H35ZM53 122V121H52ZM55 122V123H56ZM81 122V121H80ZM182 122V121H180ZM197 122V120H196ZM205 122V121H203ZM214 122V121H213ZM225 122V121H224ZM240 122V121H239ZM242 122V121H241ZM48 123V122H47ZM51 122H49L50 124ZM59 123V122H58ZM63 123V121H62ZM98 123V124H97ZM159 123V122H158ZM163 123V122H162ZM166 123V122H165ZM172 123V122H171ZM245 123V122H244ZM54 123L50 124V125H53ZM81 124V123H80ZM87 124V125H86ZM161 124V123H160ZM182 124V123H181ZM195 124V123H194ZM203 124V123H202ZM237 124V123H236ZM57 125V124H56ZM59 125V124H58ZM111 125V124H110ZM22 126V125H21ZM45 126V124H44ZM78 126V125H77ZM106 126V125H105ZM160 126V125H159ZM26 127V126H25ZM48 127V126H47ZM60 127H63V126H60ZM166 127V126H165ZM206 127V126H205ZM27 128V127H26ZM50 128V126H49ZM48 128V129H49ZM52 128V126H51ZM170 128V127H169ZM177 128V127H176ZM204 128V127H203ZM228 128V127H227ZM42 129H44L42 127ZM53 129V128H52ZM54 129H58L56 127H54ZM71 129V128H70ZM173 129V128H171ZM199 129V127H198ZM200 129H202L200 127ZM199 129V130H200ZM207 129V128H206ZM221 129H225V128H221ZM231 129V128H230ZM27 130V129H26ZM51 130V129H50ZM63 130V128H62ZM167 130V129H166ZM169 130V129H168ZM204 130V129H203ZM213 130V128H212ZM228 130V129H227ZM17 131V130H16ZM29 131V130H28ZM64 131V130H63ZM79 131V129H78ZM208 131V130H207ZM224 132V130H222ZM230 131V130H229ZM227 131V132H229ZM258 131V130H257ZM18 132V131H17ZM20 132V131H19ZM55 132V131H54ZM58 132V131H56ZM62 132V131H61ZM201 132V131H200ZM205 132V131H204ZM214 132V131H213ZM218 132V131H217ZM23 133V132H21ZM45 133V131H44ZM114 133V132H113ZM206 133V132H205ZM239 133V132H238ZM48 134V133H47ZM51 134V133H49ZM54 134V133H53ZM142 134V135H141ZM228 134V133H227ZM253 134V133H252ZM2 135V134H1ZM32 135V134H31ZM35 135V134H34ZM114 135V134H113ZM217 135V133H216ZM230 135V134H229ZM236 135V134H235ZM19 136V135H18ZM21 136V135H20ZM24 136V135H23ZM26 136V135H25ZM30 136V135H29ZM46 135L44 134V137ZM48 136V135H47ZM50 136V135H49ZM54 136V135H53ZM56 136V135H55ZM61 136V135H60ZM239 136V135H238ZM260 136V135H259ZM264 136V135H262ZM8 137V136H7ZM11 137V136H10ZM36 137V136H35ZM52 137V136H51ZM107 137V136H106ZM111 137V136H110ZM116 137V138H117ZM220 137V136H219ZM236 137V136H235ZM261 137V136H260ZM30 138V137H29ZM47 138V137H46ZM50 138V137H48ZM53 138V137H52ZM57 138V137H56ZM66 138V137H65ZM114 138V137H113ZM4 139H5V136H4ZM13 139V138H12ZM68 139V138H67ZM229 139L231 140V138L229 137L228 138V141ZM238 139V138H237ZM245 139V138H243ZM242 139V140H243ZM10 140V139H9ZM8 140V141H9ZM24 140V139H23ZM28 140V139H26ZM25 140V141H26ZM30 140V139H29ZM58 140V139H57ZM227 140V139H226ZM236 140V139H235ZM241 140V139H240ZM248 140V139H247ZM264 140V139H263ZM262 140V141H263ZM36 141V140H35ZM48 141V140H47ZM63 141V140H62ZM65 141V140H64ZM69 141V140H67ZM142 141V140H141ZM140 141V142H141ZM233 141V139H232ZM31 142V141H30ZM29 142V143H30ZM54 142V141H53ZM66 142V141H65ZM100 142V141H99ZM2 143V142H1ZM33 143V142H32ZM68 143V142H66ZM232 143V142H231ZM7 144V143H6ZM14 144V143H13ZM22 144V143H21ZM27 144V143H26ZM39 144V143H38ZM41 144V143H40ZM62 144V143H61ZM233 144V143H232ZM239 144V143H238ZM240 144H242L240 142ZM250 144V143H249ZM253 144V142H252ZM257 144H260L259 141H257ZM255 144V145H257ZM3 145V144H2ZM1 145V146H2ZM25 145V144H24ZM65 145V144H63ZM244 145H246V143H244ZM31 146V145H30ZM66 146V145H65ZM15 147V146H14ZM62 147V146H61ZM102 147V146H101ZM111 147V146H110ZM245 147H249V145L245 146ZM251 147V146H250ZM25 148V147H24ZM27 148V147H26ZM40 148V147H39ZM45 148V147H44ZM50 148V147H49ZM98 148V147H97ZM156 148V149H157ZM23 149V148H22ZM47 149V148H46ZM109 149V148H108ZM111 149V148H110ZM155 149V150H156ZM180 149V148H179ZM249 149V148H248ZM1 150V149H0ZM50 150V149H49ZM62 150V149H61ZM70 150V149H69ZM23 151V150H22ZM45 151V150H44ZM249 151V150H248ZM12 152V151H10ZM90 152V151H89ZM88 152V153H89ZM158 152V151H157ZM14 153V152H13ZM28 153V152H27ZM34 153V152H33ZM56 153V152H55ZM64 153V152H63ZM76 153V152H75ZM31 154V153H30ZM41 154V153H40ZM59 154V153H57ZM77 154V153H76ZM104 154V153H103ZM112 154V153H111ZM139 154V153H138ZM156 154V153H155ZM179 154V153H178ZM9 155V154H8ZM7 155V156H8ZM13 155V154H10V156ZM29 155V154H28ZM42 155V154H41ZM158 155V154H157ZM180 155V154H179ZM45 156H47V154H45ZM100 156V155H99ZM138 156V155H137ZM153 156V155H152ZM185 156V157H186ZM241 156V155H240ZM9 157V156H8ZM124 158V156H122ZM127 157V156H125ZM135 157V156H134ZM158 157V156H157ZM184 157V156H183ZM239 157V156H238ZM72 158V157H71ZM132 158V157H131ZM170 158V157H169ZM25 159V157L23 158ZM31 159V158H30ZM43 159V157H42ZM76 159V158H75ZM79 159V160H78ZM125 159V158H124ZM159 159V158H158ZM172 159V158H171ZM14 160L16 161V159L13 158V162ZM22 160V159H21ZM27 160V159H25ZM119 160H121L119 158ZM142 160V158L140 159ZM144 160V159H143ZM238 160V161H239ZM17 161H19L17 159ZM32 161V162H33ZM82 161V160H81ZM100 161V160H99ZM125 161V160H124ZM123 161V162H124ZM135 161V160H134ZM185 161V159H184ZM235 161H237V158L234 160H232V163H234ZM25 162V161H24ZM85 162V161H83ZM82 162V163H83ZM127 162V161H126ZM133 162V161H132ZM220 162V161H219ZM254 162V161H253ZM263 162V161H262ZM22 163V162H21ZM20 163V164H21ZM27 164H29L28 162H26ZM117 162H115L116 164ZM184 163V162H183ZM209 163V162H208ZM10 164V163H9ZM22 168L24 166V163H22ZM32 164V163H30ZM86 164V163H85ZM113 164V165H115ZM120 164V163H119ZM162 164H164L162 162ZM172 164V163H171ZM251 164V163H250ZM7 165V164H6ZM129 165H131L129 163ZM133 165H135L133 163ZM168 165V163H167ZM214 165V164H213ZM20 166V165H18ZM77 166V168H76ZM81 166V165H80ZM120 166V165H119ZM147 166V165H146ZM204 166V167H205ZM10 168L11 165L9 166ZM8 167V168H9ZM17 167V166H16ZM15 167V168H16ZM28 167V166H27ZM114 167V166H113ZM132 167V166H131ZM137 167V166H136ZM157 167V166H156ZM178 167V166H177ZM84 168V167H83ZM139 168V167H138ZM14 169V168H13ZM12 169V170H13ZM25 169H28V168H25ZM119 169V168H118ZM10 170V169H9ZM15 170V169H14ZM68 170L70 171L68 174V179H67V184L64 183V184H61L60 180H59V176L62 175L63 172H68ZM120 170V169H119ZM118 170V171H119ZM256 170H259V173L262 172V168L261 167H257ZM154 171V170H153ZM21 172V171H20ZM24 172V171H22ZM35 172V171H34ZM116 172V170H115ZM114 172V173H115ZM5 173V172H4ZM11 173V172H10ZM18 173V172H17ZM88 173V172H87ZM172 173V172H171ZM205 173V172H204ZM207 173V172H206ZM12 174H13V171H12ZM11 174V175H12ZM23 174V173H22ZM90 174V173H89ZM122 174V173H121ZM151 174V173H150ZM149 174V175H150ZM8 175V173H7ZM6 175V176H7ZM28 175V174H27ZM116 175V173H115ZM113 177V179L110 180L109 182V190H114L115 189V186L117 185V179L116 177ZM118 176V175H117ZM124 176V175H123ZM122 176V177H123ZM142 176V175H141ZM140 176V177H141ZM3 177V176H2ZM1 177V178H2ZM5 177V176H4ZM9 177V176H8ZM19 177V176H18ZM21 177V176H20ZM29 177V176H28ZM37 177V176H36ZM145 177V175H144ZM149 177V176H148ZM158 177V175H157ZM221 177V176H220ZM35 178V177H34ZM62 178V177H60ZM66 178V177H65ZM131 178H132V175H129V176H126V179L128 183H131ZM151 178V177H150ZM155 178V177H154ZM198 178V177H197ZM264 178V176H263ZM6 179V178H5ZM4 179V181H5ZM21 179V178H19ZM27 179V178H26ZM25 179V180H26ZM124 179V178H123ZM147 179V178H146ZM160 179V178H159ZM158 179V180H159ZM164 179V178H163ZM172 179V178H171ZM17 180V179H16ZM23 180V179H22ZM32 180V179H31ZM38 180V179H37ZM124 180V181H125ZM143 180V179H141ZM161 180V179H160ZM178 180V179H177ZM235 180V179H234ZM21 181V180H20ZM28 181V180H27ZM66 181V179H65ZM152 181V180H151ZM150 181V182H151ZM155 181V180H154ZM227 181V180H226ZM7 182V181H6ZM20 183V182H18ZM127 183V184H128ZM7 183H4L3 185H5ZM50 184L48 186H50ZM66 184V185H65ZM240 184V183H239ZM244 184V183H243ZM247 184V183H246ZM252 184V183H251ZM255 184V183H254ZM262 184V183H261ZM260 184V185H261ZM13 185V184H12ZM42 185V184H41ZM87 185V184H86ZM124 185V184H123ZM131 185V184H130ZM235 185V184H233ZM238 185V184H237ZM242 185V184H241ZM249 185V184H248ZM22 186V185H21ZM32 186V185H31ZM36 186V185H35ZM34 186V187H35ZM146 186V185H145ZM247 186V185H246ZM26 187V186H25ZM29 187V186H28ZM33 187V188H34ZM45 187V186H44ZM47 187V185H46ZM52 188V186H50ZM53 187V188H54ZM55 187V188H56ZM238 187V188H237ZM235 188V190H232L231 189V193H228L227 195H222L220 197H217L216 199H218V206L219 204L221 206H227V204L229 202H232V201H236L237 198L243 196L244 192L247 193V195L244 196V198L246 199H249L251 197V192L254 191V189L249 185L248 187H242V188H239V186H237ZM24 188V187H23ZM27 188V187H26ZM38 188V187H37ZM85 188V187H84ZM132 189V187H130ZM137 188V187H136ZM226 188V187H225ZM232 188V187H231ZM234 188V187H233ZM11 189V188H10ZM16 189V188H15ZM43 189V188H42ZM13 190V189H12ZM26 190V189H25ZM58 190V191H59ZM143 189H141L142 191ZM6 191V190H5ZM31 191V190H30ZM38 191V190H37ZM40 191V190H39ZM186 191V189H185ZM216 191V190H215ZM263 191H264V188H263ZM9 192H12V191H9ZM7 192V193H9ZM14 192V191H13ZM16 192V191H15ZM45 192V191H44ZM60 192V191H59ZM131 192V191H130ZM135 192V191H134ZM137 192V191H136ZM229 192V191H228ZM4 193V192H3ZM6 193V192H5ZM20 193V192H19ZM27 193V192H26ZM46 193V192H45ZM110 193V192H109ZM124 193V192H123ZM255 193V192H254ZM253 193V195H254ZM23 194V193H22ZM34 194V192H33ZM40 194V193H39ZM42 194V193H41ZM44 194V193H43ZM42 194V195H43ZM49 194V193H48ZM139 194V193H138ZM143 194V193H142ZM147 194V193H145ZM188 194V193H187ZM186 194V195H187ZM226 194V193H225ZM259 194V193H258ZM50 195V194H49ZM89 195V194H88ZM135 195V194H134ZM132 195V196H134ZM152 195V194H151ZM40 196V195H39ZM45 196V195H44ZM109 196V195H108ZM145 196V195H144ZM8 197V196H7ZM16 197V196H15ZM35 197V196H34ZM43 197V196H42ZM51 197V196H50ZM62 197V196H61ZM64 197H66L64 195ZM147 197V196H146ZM156 197V196H155ZM1 198V197H0ZM26 198V197H25ZM37 198V197H36ZM67 198V197H66ZM110 198V196L108 197V199ZM142 198V197H141ZM261 198V196H260ZM64 199V198H63ZM70 199V197H69ZM144 199V198H143ZM12 200V199H11ZM15 200V199H14ZM17 200V199H16ZM43 200V199H42ZM68 200V199H67ZM112 200V199H111ZM117 200V199H116ZM157 200V199H155ZM3 201V199H2ZM23 201V200H22ZM29 201V200H28ZM115 201V200H114ZM119 201V200H118ZM217 201V200H216ZM4 202V201H3ZM6 202V201H5ZM11 202V201H9ZM16 202V201H15ZM14 202V203H15ZM42 202V201H41ZM110 202V200H109ZM113 202V201H112ZM120 202V201H119ZM118 202V203H119ZM141 202V201H140ZM185 203L183 205L186 206V213L184 214V219L186 221V225H188V227L190 228H193L194 227V223L196 221H200V227L204 228L205 231L204 234H203V237H201L202 241V245L198 246L199 248V264H260L261 261H264V220L263 219H259L260 217L259 216H247L246 215V212L244 211H241L242 208L241 207H232L228 209V211H225L224 213L223 212H220V211H213L212 210V207L213 205L210 204V199L207 198L205 200V203L206 205L204 204V208H203V217L200 215V213H198L196 210V202L195 201H189V199H185L184 201ZM203 202V201H202ZM1 203V202H0ZM8 203V202H7ZM40 203V202H38ZM116 203V202H115ZM172 203V202H171ZM212 203V202H211ZM244 203V202H243ZM13 204V203H12ZM16 204V203H15ZM43 204V203H42ZM56 204V202L54 203ZM120 204V203H119ZM118 204V205H119ZM150 204V203H149ZM152 204V203H151ZM11 205V204H9ZM7 205V206H9ZM146 205V204H144ZM170 205V204H169ZM36 206V205H35ZM40 206V205H39ZM58 206V204H57ZM123 206V204H122ZM166 206V205H165ZM173 206V204H172ZM165 207L162 209L161 212H159L157 215H154L155 218L153 217L152 218V222H158V226L160 228V231H161V236L162 238H165V234H169L170 236H174L176 237L175 239H177L178 241V244L177 247L178 249L174 250V252L172 254H170V257L172 258L173 262H175V264H178V262L184 260L185 258L186 259H189V255H190V252H191V243L192 241H196L197 240L195 238L191 239L189 233H188V230L187 228H185L186 231H179V229H177L178 227V223H177V215L175 213V209L174 207ZM237 206V205H236ZM13 207V206H12ZM16 208V207H14ZM22 208V207H21ZM65 208V207H64ZM141 208V207H140ZM144 208V207H143ZM147 208V207H146ZM149 208V207H148ZM198 208V207H197ZM1 209V208H0ZM3 209V208H2ZM13 209V208H12ZM20 209V208H19ZM26 209V208H25ZM31 209V208H30ZM11 210V209H10ZM17 210V209H16ZM21 210V209H20ZM34 210V209H33ZM36 210V209H35ZM41 210V209H40ZM63 210V209H62ZM63 210V211H64ZM142 210V209H141ZM145 210V209H144ZM143 210V211H144ZM147 210V209H146ZM154 210V209H153ZM183 210V209H182ZM22 211V210H21ZM24 211V210H23ZM45 211V210H44ZM55 211V210H54ZM61 211V210H60ZM59 211V214H61ZM92 212L94 213L95 215H105V218L108 219V222L111 221L112 224H113V228L111 230V232H113V236L112 238L108 237V236H104V244L101 243V236H99L97 233L95 235L96 237V240H97V243L95 244V247H93V250H91V248L89 247V240L86 239L88 237V235H86L87 237H81L80 236V233H81V229L83 226H81V219L84 220L85 219V216L84 215H87L88 212ZM148 211V210H147ZM237 211V212H236ZM248 211V210H247ZM30 212V210H29ZM40 212V211H39ZM52 212V211H51ZM200 212V211H199ZM12 213V212H11ZM15 213V212H14ZM32 213V212H31ZM38 213V212H37ZM145 213V212H144ZM255 213V212H254ZM258 213V212H257ZM89 214V213H88ZM251 214V213H250ZM34 215V214H33ZM51 215V214H50ZM56 215V214H55ZM92 215V214H91ZM4 216V214H3ZM14 216V214H13ZM94 216V215H92ZM142 216V215H141ZM15 217V216H14ZM17 217V216H16ZM50 217V216H49ZM83 217V218H82ZM20 218V216H19ZM31 218V216H30ZM35 218V217H34ZM93 218V217H92ZM138 218V217H137ZM141 218V217H140ZM242 218H246V220H244L243 222L240 223V219ZM8 219V218H7ZM13 219V218H12ZM59 219V218H58ZM57 219V220H58ZM94 219V218H93ZM145 219V218H144ZM151 219V218H150ZM234 219H236V222H234ZM6 220V219H5ZM62 220V219H61ZM90 220V219H89ZM89 220H88V224H89ZM100 220V219H99ZM132 220V219H130ZM92 221V219L90 220ZM94 221V220H93ZM135 221V220H134ZM138 221V220H137ZM151 221L149 220V218L147 220H144L143 223L146 225V228L148 231H151L152 233V223ZM7 222V221H6ZM52 223L54 221H51ZM50 223V228H51V223ZM87 222V221H86ZM122 222V221H121ZM140 222V221H139ZM2 223V222H0ZM4 223V222H3ZM2 223V224H3ZM24 223V222H23ZM48 223V224H49ZM95 223V222H94ZM110 223V222H109ZM48 224H47V227H48ZM56 224V223H55ZM93 224V223H92ZM111 224V225H112ZM6 225V224H5ZM4 225V226H5ZM54 226V224H52ZM91 225V224H90ZM110 225V224H109ZM134 225V226H133ZM9 226V225H8ZM12 226V225H11ZM95 226V225H94ZM142 226V225H141ZM2 227V226H0ZM10 227V226H9ZM59 228V227H58ZM57 228V229H58ZM96 228V227H95ZM98 228V226H97ZM108 228V227H107ZM145 228V229H146ZM155 228V227H154ZM2 229V228H1ZM4 229V228H3ZM8 229V228H7ZM14 229V228H13ZM36 229V228H35ZM46 229V228H45ZM54 229V227H53ZM88 229V228H87ZM12 230V229H11ZM43 230V229H42ZM49 231V229H46ZM45 230V231H46ZM51 230V229H50ZM56 230V229H55ZM159 230V229H158ZM23 231V230H22ZM21 231V232H22ZM47 231V233H48ZM101 231V230H100ZM104 231V230H103ZM24 232V231H23ZM22 232V233H23ZM44 232V231H43ZM50 232H53V231H50ZM49 232V233H50ZM55 232V231H54ZM57 232V231H56ZM93 232V231H92ZM97 232V231H96ZM10 233V232H9ZM21 233V234H22ZM42 233V232H41ZM40 233V234H41ZM45 233V232H44ZM46 234V236L50 235V234ZM58 233V234H59ZM150 233V232H149ZM155 233V232H154ZM12 234V233H11ZM59 234V235H60ZM153 234V233H152ZM151 234V235H152ZM28 235V234H27ZM43 235V233H42ZM52 235V234H51ZM56 235V234H55ZM159 235V234H158ZM2 236V235H1ZM26 236V234H25ZM32 236V235H31ZM34 236V235H33ZM44 236V235H43ZM57 236V235H56ZM200 236V235H199ZM17 237V236H16ZM22 237V235H21ZM36 237V236H35ZM41 237V235H40ZM32 238V237H31ZM42 238V237H41ZM40 238V239H41ZM44 238V237H43ZM47 238V237H46ZM52 237L49 236L48 239H50ZM61 238H60V241H61ZM155 238V237H154ZM22 239V238H21ZM25 239V238H24ZM35 239V238H34ZM13 240V239H12ZM44 241L47 242V240L44 238L43 239ZM59 240V239H58ZM156 240V239H155ZM165 240V239H164ZM1 241V240H0ZM52 241V240H51ZM93 241V240H92ZM167 241V240H166ZM9 242V241H8ZM16 242V241H15ZM25 242V240H24ZM43 242V241H42ZM64 242V243H65ZM96 241H94L93 243H95ZM34 243V242H33ZM41 243V242H39ZM168 243V242H167ZM170 243V242H169ZM176 243V241H175ZM30 244V243H28ZM38 244V243H37ZM45 245V243H43ZM42 244V245H43ZM52 244V242H51ZM50 244V245H51ZM171 244V243H170ZM34 245V244H33ZM41 245V244H40ZM49 245V246H50ZM116 245V244H115ZM17 246V245H16ZM22 246V245H21ZM27 246V245H26ZM37 246V245H36ZM48 246V245H46ZM48 246V247H49ZM55 246V245H54ZM94 246V244L92 245ZM160 246V247H159ZM173 245H171L172 247ZM8 247V246H7ZM52 247V245H51ZM61 247V246H60ZM112 247V246H111ZM163 247H166V246H163ZM170 247V248H171ZM181 247V248H180ZM44 248V247H43ZM75 248V249H74ZM46 250L45 251H48L47 248H45ZM50 249V247H49ZM52 249H54V247H52ZM58 249V246L57 248ZM55 249V250H56ZM61 250L63 249V247L60 248ZM74 249V250H73ZM15 250V249H14ZM173 250V249H172ZM16 251V250H15ZM18 251V250H17ZM50 251V250H49ZM54 251V250H53ZM59 251V250H58ZM63 251V250H62ZM108 251V249H107ZM123 251V250H122ZM52 252V251H51ZM86 252V254H87ZM105 252V251H104ZM126 252V251H125ZM20 253V252H19ZM23 253V251H22ZM37 253V252H36ZM47 253H50V252H47ZM64 253V251L62 252ZM73 253V252H72ZM76 253V252H75ZM78 253V251H77ZM76 253V254H77ZM133 253V252H131ZM136 252H134L135 254ZM3 254V253H2ZM7 254V253H6ZM46 254V253H45ZM85 254V253H84ZM83 254V255H84ZM85 254V255H86ZM110 254V253H109ZM120 254V253H119ZM138 254V253H137ZM28 255V254H27ZM52 255V254H51ZM58 255V252L56 254V257ZM84 255V256H85ZM88 255V254H87ZM96 255V254H95ZM96 255V256H97ZM111 255V254H110ZM118 255V254H117ZM168 255V254H167ZM2 256V255H0ZM41 256V255H40ZM45 256H48L47 254ZM65 256V254L63 255ZM83 256V257H84ZM95 256V257H96ZM107 256H108V253H107ZM29 257V256H28ZM32 257V256H30ZM54 257V256H52ZM54 257V258H56ZM66 257V256H65ZM68 257V256H67ZM70 257V256H69ZM86 257V256H85ZM88 257L91 258V256L88 255ZM98 257V256H97ZM169 257V258H170ZM261 259H258L260 258ZM27 258V257H26ZM76 258V257H75ZM99 258V257H98ZM101 259L104 258V257H100ZM107 258V257H106ZM127 258V257H126ZM167 258V257H165ZM164 258V259H165ZM170 258V259H171ZM17 259V258H16ZM23 259V258H22ZM72 259V258H71ZM78 259V258H77ZM88 259V258H87ZM92 259V258H91ZM185 259V260H186ZM258 259V260H256ZM74 260V259H73ZM71 260V261H73ZM118 260V259H117ZM129 260V259H128ZM141 260V259H140ZM81 261V260H80ZM83 261V259H82ZM114 261V260H113ZM120 261V260H119ZM17 262V261H16ZM42 263H44L43 261H41ZM47 262V261H46ZM69 262V261H68ZM104 263V261H102ZM125 262V261H124ZM161 262V263H160ZM20 263V262H19ZM24 263V262H23ZM32 264V263H31ZM96 264H97V261H96ZM100 264V263H99ZM118 264V263H117ZM123 264V263H122ZM171 264V263H169ZM262 264V263H261ZM264 264V263H263Z\"/></svg>", "mask_w": 264, "mask_h": 264}]
</instances>
